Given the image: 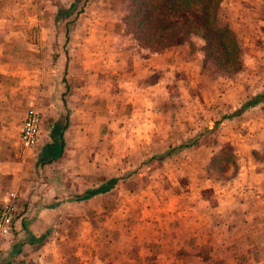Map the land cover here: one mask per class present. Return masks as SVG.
Returning a JSON list of instances; mask_svg holds the SVG:
<instances>
[{
    "label": "crops",
    "instance_id": "crops-1",
    "mask_svg": "<svg viewBox=\"0 0 264 264\" xmlns=\"http://www.w3.org/2000/svg\"><path fill=\"white\" fill-rule=\"evenodd\" d=\"M116 2L0 0V206L10 197L16 206L0 264H264V172L243 168L249 156H237L245 165L230 183L220 181L213 210L197 202L199 190L129 191V179L155 178L141 165L146 141L171 142L160 129L171 109L162 108L161 71L173 74L185 46L149 53L122 43L112 7L125 0ZM229 2L233 19L264 12V0ZM28 108L40 117L29 151L19 142ZM208 211L234 217L218 227ZM183 241L193 245L182 251L175 243Z\"/></svg>",
    "mask_w": 264,
    "mask_h": 264
},
{
    "label": "rangeland",
    "instance_id": "rangeland-1",
    "mask_svg": "<svg viewBox=\"0 0 264 264\" xmlns=\"http://www.w3.org/2000/svg\"><path fill=\"white\" fill-rule=\"evenodd\" d=\"M111 1L113 6L118 5L116 0ZM223 1L224 7L218 11V20L228 27L237 44L238 68L219 70L211 62H203L200 43L196 39L190 38L182 43L185 47L176 55L173 74L168 77L164 75V69L161 71L162 87L169 96L165 103L162 101V108L171 109L162 110L166 113L161 116L160 129L162 134L171 135V142L146 141L144 151L147 157L141 165H144L145 172H154L155 178L149 179L145 175L143 186L142 182L139 184V181L129 179L128 189L131 192L135 193L138 185L146 188L149 196L158 197H170V194L173 196L185 191L196 193L199 190L201 202H197L204 203L208 208L214 205L213 210L220 200V181L230 183L237 173V165H245L241 154L250 158L243 168L264 172V99L236 117L221 120L222 116L230 115L245 101L264 94V12L261 11L258 17L247 15L233 19L227 14L229 0ZM125 5L126 1L118 10L115 7L112 9L120 16ZM121 42L127 41L121 39ZM169 116L171 122L168 125ZM170 154L175 157L162 161ZM237 156H240V162ZM255 185H260V181H256ZM217 190L218 195L213 193ZM222 212H203V217H213L219 227V223L234 217L233 212L222 217ZM97 217L105 220L110 215L98 212ZM128 218L132 220L134 215L128 212ZM222 228L220 226V233L224 232ZM259 234L262 231L256 233L258 239L261 238ZM175 245L184 251L185 245L193 244L183 241ZM121 247L133 254L138 252L134 251L135 244L123 243ZM248 247L240 246L239 252L241 248L247 250ZM129 261V264H140L135 258ZM114 262L119 263L120 259ZM197 264L215 262L210 258ZM240 264H250V261L242 257Z\"/></svg>",
    "mask_w": 264,
    "mask_h": 264
},
{
    "label": "trees",
    "instance_id": "trees-1",
    "mask_svg": "<svg viewBox=\"0 0 264 264\" xmlns=\"http://www.w3.org/2000/svg\"><path fill=\"white\" fill-rule=\"evenodd\" d=\"M120 15V37L138 50L156 53L180 45L190 38L200 43L203 62L219 70L238 68V48L232 33L218 20L223 0H125ZM71 9L69 6L68 10ZM264 99L258 94L245 101L229 120Z\"/></svg>",
    "mask_w": 264,
    "mask_h": 264
},
{
    "label": "built area",
    "instance_id": "built-area-1",
    "mask_svg": "<svg viewBox=\"0 0 264 264\" xmlns=\"http://www.w3.org/2000/svg\"><path fill=\"white\" fill-rule=\"evenodd\" d=\"M40 127L39 113L34 108H28L19 127V142L23 150L34 148ZM16 206L11 197L0 206V238L10 231L15 217Z\"/></svg>",
    "mask_w": 264,
    "mask_h": 264
}]
</instances>
